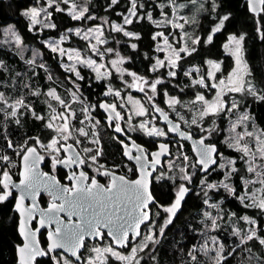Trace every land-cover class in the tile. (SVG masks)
<instances>
[{
	"label": "snow or ice",
	"instance_id": "snow-or-ice-1",
	"mask_svg": "<svg viewBox=\"0 0 264 264\" xmlns=\"http://www.w3.org/2000/svg\"><path fill=\"white\" fill-rule=\"evenodd\" d=\"M195 3V0H192ZM63 3L65 5L69 4V0H47V7L54 8L55 11H66V9L59 7V4ZM119 3V0H110L109 7ZM251 10L253 12L257 11V4L260 6V11H264V0H249ZM130 9L127 15H123L122 24H113L112 30L115 32L122 33L125 37H134L135 39H140L138 33L130 32L126 30L125 25H131L134 20L139 22L140 20L147 19L153 23L159 24L160 22L153 21L151 12H146L144 14H139L138 9H143L145 5L143 3L137 4V0H130ZM161 10L164 7H173L176 8L174 0H168V3L159 5ZM179 7H184V5H179ZM219 7L215 0L212 2V8L215 10ZM68 14L73 20H95L96 16L90 14L89 7L85 5H77L75 2L71 4V8L67 9ZM43 13V19L47 21L44 27L55 28L56 25L51 22L52 13L47 11V8H36L32 7L23 12L25 17H28L29 20L35 24L38 23V18L41 17ZM165 16L163 23L171 25L173 28L180 29L182 32L185 28V24H194L195 20H189L186 17H179L180 20H183L184 23L176 22V19H168L167 14L163 13ZM230 18V14H224L218 18V24L212 29L211 34L207 35L206 43L211 44L213 41V36L215 33L220 32L226 21ZM103 20L102 25H98L95 28L88 29L87 31H82L81 29H68V33H73L76 36H83L85 40L91 41L95 40V43L91 44V50L96 52L98 55L103 56L105 53H111L114 50L112 48H107L104 52H101L99 45L106 44L108 41L103 38V25L108 24L106 18H101ZM90 33H94V36H90ZM15 35V33H13ZM188 34L183 32L181 40L176 41L177 44H180V47H175L173 44H170L168 37H165L162 32L156 33L153 35V40H156L157 37H162L164 44L167 46L169 55L167 57V62L165 60H157L156 64L152 67V71H157L159 67H167L170 69L168 76L175 77L177 72L176 69L179 68V61L184 58V56H190L197 51L195 45L201 43V38L196 37L192 38L190 45L187 41L183 39ZM261 39H264V32H261ZM67 39V35L61 38V41H52L49 42L48 47L53 53H58L60 56H67L69 60H75L79 64H83L86 67L93 68L96 72V79H104L105 74L101 73V69L105 67L104 64L97 65L95 60L90 58H83L79 51H75V55L69 54L64 48L60 46L63 40ZM17 43L20 42L19 36H16ZM244 41L245 34L232 35L229 38V43L225 44L224 47L227 48L231 55L236 59V70L228 78L229 83L232 87L229 89L233 92L247 93L260 101H264V93L257 92L253 85H251L246 77L249 75V70L247 63L244 61ZM138 45L136 43L131 44L132 49H137ZM157 51H163L164 49L157 47ZM183 54V55H182ZM117 56L119 54L117 53ZM34 61H30L33 63ZM125 61L124 57H119L118 60H112L111 64L113 67H116L117 71L127 72L126 69H121L118 67L119 64H123ZM209 64L216 70H219L220 65L214 63L213 61H208ZM66 70L72 72L75 77L79 80H83L84 77L81 76L79 70L75 64L66 66ZM135 81L137 82L135 86H139L140 83L148 84L153 93L156 92L157 85L162 83L160 79H156L154 82L150 83L142 76H137L134 72H129ZM189 74V73H186ZM51 79V77H49ZM195 85L203 86L204 88H209L210 85L206 83L204 78L193 81ZM221 85L224 84V81H219ZM74 87L79 90L78 85L73 82ZM211 87H216L215 84H212ZM141 92L144 91L143 87H140ZM106 95H115L120 96L119 91H113L111 87L108 88ZM47 95L52 97L64 109L63 111L52 115L49 120L46 122V127L52 130L55 133V136L51 138L50 143H43L36 137L33 139L32 145L25 144L22 146V152L17 153L21 159V171L19 173L21 179L19 184H15L12 181L11 176L8 171H0V202L8 200L12 196V188L20 189L19 201L15 205L16 210L20 213L24 219L20 223V231L22 233L26 232V225L35 218L36 214L39 213V224L41 227L55 224L54 230L48 233V238L50 241L48 251L41 249L35 239L36 232L31 229H27L25 234V243L23 246L18 248L20 254V264H33L36 257L49 255V253L55 251L57 248L66 249L71 252L73 255H76L78 250L83 246L84 239L86 236L96 237L99 239L104 238V230L107 229V235L110 236L113 242L120 246L121 248L129 247L133 245L130 249V253L125 255L121 252L116 251L111 245L104 248L103 250L97 248L94 249L95 252L101 253H111L112 256L116 257L118 260L124 262V264H140L141 260L144 259L143 256H140V252H144L145 249H149V244H157L160 237H163L165 229L168 225L172 224L173 219L176 217L177 213L181 209L182 202L185 197L193 191L191 185L193 184V177L195 176V171L189 172V168L195 169L197 165L201 173H209V169L212 165H217L220 169H226V175L224 177L225 181H230L232 175L238 170L235 167V160H227L225 163L217 164L219 155L217 153L216 146L213 144H206L205 141L209 139L212 133L215 131V127H205L203 120L209 116H218L222 112H232L233 110L239 109L240 104L238 101L233 100L230 104L223 101L220 94L217 95V98L209 102L205 100V97L202 94H197L196 101L200 102L202 107L197 115H194L190 120H186L179 112L177 116L180 121L189 126L195 125L201 132L205 133L196 143L197 147V161L193 164H185L183 167L179 168V179L182 183L176 185V198L173 203L168 207H163V211L167 214L164 221L157 228L156 222L152 218L153 215H159L158 213H151L149 209V204L154 202V198L150 191V183L152 179H167L172 181L175 184V177L166 176L163 171L158 173L156 177H152V170H155L158 165H161V158L166 155H171L169 151V145L161 143L158 146V150L155 152H148L145 148L136 145L135 142L132 144V148H135L138 155H132V150L127 144H123L125 148L124 155L128 157L129 160H135L139 165L140 178L136 180H128L125 176H117L112 171L104 168L103 165L97 163V157L100 155L99 150H97L95 155L88 156L87 153L91 152L92 149L84 148L81 151H77V146L80 144V139L77 136L87 137L88 132L84 131V128L76 129L72 125L71 121L75 117V113L71 110V106L67 104L59 95L56 94L55 90H50ZM73 98L77 99L76 92H73ZM149 101L152 100L151 96H148ZM131 100V97H129ZM0 101H3L7 104V100L4 98L3 94L0 93ZM135 104L139 105L137 115L145 116L147 115V110L140 103V101H135ZM170 107L181 104V101L176 97H171L168 100ZM100 108L104 109L109 116V121L113 118L118 120H123V117L120 116V113L116 111V104H109L106 102H101L98 105ZM12 107V112L10 115L16 117L20 108L27 107L24 104L23 100H17ZM55 111V110H53ZM83 112L88 113L91 111V108L85 107L82 109ZM156 112H160L163 115V118L166 122L172 124V127L169 129L171 132H179L180 136L185 139H192V135L183 131H180V124L172 123L169 120L167 113H164L162 109L155 108ZM36 119L43 120L44 117L36 115L33 113ZM89 119H91L89 117ZM249 119L248 115H243L239 118L240 122L246 121ZM60 120L61 124H55L54 121ZM131 120V117H129ZM19 121L17 120V123ZM83 123V122H81ZM98 124L99 121H96ZM95 127V124L93 125ZM139 128L143 129L148 136L156 137H165L167 133L158 129L155 126L149 127L147 122H141ZM116 133H123L127 135L125 129L121 127L119 123L115 125ZM247 136L255 141L256 150L249 146V142L244 141V137ZM31 139V138H30ZM71 140L72 143H68ZM93 143L98 144V140H93ZM235 147V149L244 154V157H248L246 160L248 165L246 171L252 173L254 178L244 179L241 177L245 185L249 184H260V191L264 193V166L256 165L255 160L257 156L264 161V132H261L259 135L253 132H245L244 135H238L235 143L230 145ZM8 147L12 148L13 145L11 141H8ZM39 150H44L48 153V156L52 160L53 170L57 165H63L68 168H73L74 166L79 169L73 170L70 175L67 177L70 181L73 182L72 186L61 185L60 181L57 180L54 176L49 175L46 172H41L39 169V164L45 159V156L40 154ZM60 153H65L66 155L61 157ZM183 160L188 161V156L183 155ZM151 157V160H149ZM179 158V157H177ZM0 161H9L10 158L7 155L0 156ZM89 161L91 163H89ZM88 165H97L95 171L102 176H108L110 178V183L108 186L101 184L95 177L89 178L88 174L83 171V166ZM172 164L168 165V168L171 169ZM213 171L215 169H212ZM200 190L204 193V196H208V192L205 190H215L219 191L220 188H223L230 195L240 200L241 203H244L245 207H256L264 211V196L257 197L255 193L249 194L245 191L244 195H239L234 186L227 182H220L219 184L210 183L207 181L206 176H203L199 181ZM46 191L51 197L52 201L47 209H43L39 206L37 197L41 191ZM28 197L31 199V204L29 206L25 205V198ZM59 201V203H58ZM247 201V203H245ZM204 203H208V199L204 200ZM211 207H218L216 204L210 205ZM61 213L67 214V220L61 218ZM206 216H209L212 219V228H218L215 218H211L209 213H205ZM234 215V214H233ZM72 217H78L79 220L74 221ZM249 224L253 225L249 229L248 233L241 238V244H246L247 241L256 240L260 245L264 246V236L258 235L256 230V221L247 216L243 217ZM147 224L148 231L146 233H141V225ZM234 235L239 236L240 232H234ZM139 237V241H137ZM213 244H217V237H211ZM202 251L207 254L208 249L202 247ZM224 251V245L219 244L217 249L216 257L214 258L215 264H222V261L226 258L222 255ZM250 251V249H249ZM195 260V256L192 257ZM57 264H61V261H57ZM63 264H67V261H64ZM88 264H93V261H89Z\"/></svg>",
	"mask_w": 264,
	"mask_h": 264
},
{
	"label": "trees",
	"instance_id": "trees-1",
	"mask_svg": "<svg viewBox=\"0 0 264 264\" xmlns=\"http://www.w3.org/2000/svg\"><path fill=\"white\" fill-rule=\"evenodd\" d=\"M40 2L44 3L45 0H0V35L2 28L8 25H14L26 44H31L42 52L44 65L47 68L46 70L44 67L38 66L39 81H35V87L36 85H40L42 91L40 90L41 95L39 96L41 100L36 99L34 112L36 115H42L44 119L38 120L34 116L24 119L22 123H16L12 120L10 126L6 127L3 115L0 112V156L6 152L13 153L12 148L8 147V141H11L14 147L27 138L39 136L44 138V140L46 139V122L49 107L43 98L44 96L46 98L45 93L48 89L55 88L63 94L65 92V96H67V89L72 87L77 90L73 85L75 81L72 75L64 72L56 56L41 42V40L49 37H59L69 28H86L103 24L101 18H106L108 24L104 25V27L106 28L108 42L103 48L104 50L112 48L114 51L105 54L109 57L114 54L117 55L118 53L119 56L125 58L126 62L123 63V66L127 70L148 78L151 82L155 79L163 78L164 81L158 84V95L155 97V100L162 104V106L165 104V92L182 99L190 98L195 93L194 88L189 83L190 81L182 72H179L176 78H167V73L164 71L152 73L150 70L156 54V40H153L152 37L161 29L166 34L171 33L170 26L162 27L147 19L140 20L139 22L134 20L131 25H125L126 30L138 33L140 39L125 37L122 33L112 30L113 24L123 23V15H127L131 7L130 0H119L118 4L111 7H109L110 0L86 1L90 14L96 16L95 20H73L66 11L60 12L55 11L54 8H50V12L52 13L51 22L56 27L45 28L41 32H37L39 28L36 26L34 28L36 32H34L29 28L28 21L23 15V12ZM141 3L145 7L138 9L139 14L142 15L150 11L153 21L161 19L162 11L163 13L171 14V7H164L162 10L159 7L161 4L168 3V0H137L138 5ZM216 4L219 7L213 10L212 6H210V1L206 2L207 10L202 15L201 22L197 25L196 29L194 28L197 37L201 38V43L196 46L197 51L195 53L181 62L182 68L189 64L199 65L203 68L206 65L207 58L220 60L225 66H229L232 58L225 52L223 46L231 35L239 36L240 34H245L244 50L250 76L258 91L264 93V39H261L260 35L261 32H264V11H261L259 14L252 12L245 0H216ZM61 5L62 7L65 6L63 3ZM224 14H230L229 20L225 22L220 32L215 33L212 43H206V37L211 33L215 21H219L218 18ZM132 43L138 45L137 49L131 48ZM67 45L78 47L83 51L88 50V43L75 35L71 36V40ZM0 58L4 60L5 66L9 70L17 68L21 70L19 59L10 50L0 48ZM81 73L84 79L75 82L79 87L78 91L81 92L86 100L96 105L95 115L104 124L105 130L103 131L101 139L103 144L100 161L101 163L107 164L121 163L123 161L121 144L113 135L111 128L109 129L107 127V116L98 106L103 101L111 103L109 101L110 98L105 95L108 89V82L105 79L97 80L88 68L82 67ZM17 74L15 76L20 79L19 77L22 76H20L21 73ZM2 76L3 73L0 72V79H2ZM33 78L34 80L36 79L35 77ZM28 79L31 80V76ZM109 83L113 88L120 90L123 94L127 92L121 88L120 85L123 82L116 74L112 75ZM61 85H64L65 88L63 89ZM22 87L23 85L20 86V89ZM244 100V108L248 109L251 118L264 132V101H260L249 94L244 96ZM170 116L175 118L174 115L170 114ZM192 131L198 136L205 135L196 129ZM224 134L225 131L222 129L214 136L209 137L207 142L217 146L220 154L219 158L223 155L236 160L238 171L232 175L230 182L236 188L237 193L243 195L244 184L241 177H243L242 171L244 167L241 154L228 146L224 140ZM135 135L136 138L146 143L150 149L155 147L156 144H152L151 140L147 137L139 134ZM183 145V155H187L191 160L195 161L189 144L183 143ZM0 165H2L1 161ZM214 169L207 176L201 175L197 167V173L194 176V186H192L193 191L185 197L181 209L173 219L172 224L168 225L165 229V233L163 237H160L159 242L149 247L151 251H148L149 253L143 256L144 259L141 260L140 264H214L215 261H211L209 257L202 253L199 246L205 234V229L209 227V224L206 222L207 217L204 216V212L207 209L204 200L208 197L212 203L217 204L220 208L218 213L213 212L212 214L216 216L220 215V220L218 221L219 227L215 230V234L225 248L223 255L226 258L222 261V264H264V246L260 245L256 240L241 244L240 238L245 235L237 236L231 234L232 224L238 223L242 226L244 223L243 217L247 216L256 221L257 234L264 236V211L256 207H245L244 203H241L240 200L230 195L223 188H220L219 191L206 190L208 196L205 197L204 193L198 190V181L203 176H206L207 181L219 184L225 176L224 170ZM0 171H3V168ZM176 185L167 179H155L153 181L152 192L156 199V208L153 214H159L158 216L153 215V219L156 222L157 228L166 217V213L162 208L170 206L175 200ZM0 190H2V186H0ZM13 204V199L0 202V264H18L16 245L21 241L17 232V219L13 210ZM212 210L215 211L214 208ZM147 231L148 227L146 225L143 233ZM193 255L196 258L195 260L192 259ZM38 264H53V262L49 258H43Z\"/></svg>",
	"mask_w": 264,
	"mask_h": 264
},
{
	"label": "rangeland",
	"instance_id": "rangeland-1",
	"mask_svg": "<svg viewBox=\"0 0 264 264\" xmlns=\"http://www.w3.org/2000/svg\"><path fill=\"white\" fill-rule=\"evenodd\" d=\"M86 1H88V0H69L68 5H65L64 7H62V5L60 3L59 7L66 9V12L68 13L67 9L71 8V4L73 2H75L77 5H85ZM207 1H210V4H211L210 6H212L213 0H195V3H193L192 0H184V1L174 0L175 5H177V7L176 8L171 7V14L170 15L168 13H166L168 19H176V22H178V23H184V21L180 20L179 17H186L189 20H195L194 24H192V23L185 24V28L183 30V32H186L188 34L186 37H183V39L185 41H187L189 43V45H190L191 39L197 37V33L194 30V28L196 29L197 25L201 22L202 15H204L205 11L207 10V8H206V2ZM215 3H216V0H215ZM179 5H184V7H179ZM32 7L47 8V11L50 12V8L47 7V0H45L44 3L40 2L39 4L31 6L30 8H32ZM185 10H186V12H185ZM43 15L44 14L41 13V17L38 18L39 22L35 23V24H33L29 20V18L26 17L28 24H29V28L31 30H33L34 32H36V30L34 29L36 26H38V28H39L37 32H41L45 28H49V27H44V25H45V23H47V21L45 19H43ZM164 19H165V16L162 15L161 19L157 21V22H160L158 25H160L162 27L170 26L171 33L166 34L163 29L158 30L156 33L162 32L165 37H168V41L170 44H173L175 47H180L181 45L180 44L177 45L176 41L181 40V37L183 36V32L180 29L173 28L171 25L163 23ZM218 22L219 21H215V23H214L215 25L213 26V28L218 24ZM99 25H102V24H99ZM96 26H98V25H94V26H90V27H86V28L80 27V28H69V29H73V30L81 29L82 31H87L88 29L95 28ZM103 29H104L103 30V38H105L107 40L106 28L104 27V25H103ZM67 30L64 33H62L59 37H49V38L41 40V42L45 45V47L48 50L51 51V49L48 47L49 42H52V41L59 42V41H61L62 37L67 35V39L63 40V42L60 44V46L62 48H64L69 54L74 56L75 51H79L83 58H90L92 60H95L97 65H99V64L105 65V67L101 69V73L105 74L104 79L108 82L107 86H108V88L111 87L114 92L119 91L120 96H115L114 94L113 95H106L105 94V95L110 98V100H109L111 102L110 104H113V103L116 104V109L119 111L120 116H122L123 119L125 120V123H124L125 128L127 130H129L131 133L139 134L141 136L143 135V136L147 137L148 139L166 140L167 138H169L171 136V134H169V132H167L166 128L159 121V118L156 116L153 104H157L158 106H160L163 110H165L169 114L174 115L175 119L178 121H180V119L177 116V112H179L186 120H190L194 115L198 114V112L200 111V109L202 107L201 103L196 101L197 94H202L205 97V100H207L209 102L214 101L217 98L218 94H220L222 96L223 101L228 103V104H230L233 100L239 102V104H240L239 109L233 110L232 112H222L218 116H209L203 120V124L205 127H215V131L212 133L211 136H214L216 133L220 132L222 129L225 131L224 140L226 141V143L228 144L229 147L235 149V147L230 146V145L235 143L236 139L238 138V135H244L245 132H253V133H256L257 135H259L261 132H263L260 129V127H258L257 124L254 122V120L251 118L248 109L244 108V106H245L244 96L247 93L246 92L245 93H239V92H233V91L229 90L232 87V85L229 83L228 78L236 70L237 65H236L235 57L233 55H231L229 50L227 48H225L224 46H223V48H224L225 52L227 54H229L232 58V61L230 62L231 64L229 66H225L223 64V62L220 60L207 58L206 62H205L206 65L203 68L200 67L199 65H190V64L185 65V67L182 68L181 62L186 60L188 57V56H184V58L179 61V68L176 69V72H177L176 76L170 77V76H168V72L170 71V69L167 67H159L157 71L151 70L152 67L156 64V61L158 59L159 60H165V62H167V57L169 55V51L167 49V46L164 44L163 38L157 37L155 48L157 49V47H159V48H162L164 50L163 51H157L156 50V54L154 57V63L152 64V66L150 68L151 72L157 73V72L164 71L167 73V78H176L178 76L179 72H182V74L186 78H188V80L190 81L189 83H190L191 87L194 88V91H195V93H193V95L190 98H183V99L176 96V95H171L168 92H165V96H164L165 97V104H164L165 107H164V106H162V104H160L158 101L155 100V97L158 95L157 94L158 85H157V89H156L155 93H153L151 91L148 84L140 83L139 86L137 87V86H135L137 82L135 81V79L131 75L128 74L130 71L127 70L123 66V64H119L118 67H120L121 69H126L127 72L117 71L116 67L112 66L111 61L112 60H118L119 57H122V56H117L115 54L111 55L109 57L106 54H104L103 56L98 55L96 52H93L91 50V44L95 43V40L94 39H92L91 41L85 40L83 38V36H78V37L82 38L83 40H85L88 43V50L87 51H83L78 47L69 46V45H67V43L71 40V36L75 35V34H74V32L68 33ZM13 33H15V35H13ZM89 35L94 36L95 34L90 33ZM16 36H19V38H20L19 43H17V41H16ZM0 37H1L0 48L10 50L13 54H15L17 56V58L19 59V61L21 63V70L19 68L14 69V70H9V68L5 66L4 60H2L0 58V72L3 73L2 79H0V93H2L4 98L7 100V104H5L3 101H0V112L3 115V120H4L5 126L9 127L12 120L16 123H17V120L19 121L18 123H22V121L24 119L34 117L33 113H35L34 110H35V105H36L35 103L37 101L36 99H40L39 98V96L41 95L40 90L42 91V89L40 88L41 87L40 85H36V87H38V88L35 87V83L37 81H39V77H38L39 67L38 66L44 67V69H46V70H47V68L44 65L42 52L40 50H38L35 46H33L31 44H26L23 41V38L20 35L19 31L16 29V27L14 25H8V26H5L4 28H2ZM228 43H229V39L225 44H228ZM106 44L98 46L101 52H104L103 47L106 46ZM196 46L197 45H195V47ZM53 54L56 56L58 63L61 66V68L64 70V72L71 74L72 78L74 79L75 82H77L79 79L77 77H75V75L72 72L66 70V66H68V65L75 64L77 69L79 70L81 76H82L81 68L82 67L88 68L89 70L92 71V73L94 74V76L96 78V72L93 70V68H89V67L84 66L83 64H79L74 59L69 60L67 58V56H60L58 53H53ZM30 61H34V62L30 63ZM208 61H213L214 63H218L220 65L219 70L214 69L212 67V65L208 63ZM244 61L247 63L246 57H245V50H244ZM247 66H248V64H247ZM225 68H227V69H225ZM248 70H249V66H248ZM17 73L18 74L21 73L20 76L21 75L22 76L19 77L20 79H18V77L15 76ZM186 73H189V74H186ZM113 74H116L117 77H119L122 80L123 84L120 86H121V88H123L124 90L127 91L124 94L120 90L113 88V86L109 83ZM29 76H31V80L28 79ZM137 76H139V75H137ZM33 77H35L36 79L34 80ZM200 78H204L206 83H208L210 85V87L204 88L203 86L195 85L193 83V81L198 80ZM145 79L149 82V84L152 83L151 81H149L148 78H145ZM158 79H160L162 82L164 81L163 78H158ZM100 80H103V79H100ZM221 80L224 81L223 85H221L219 83V81H221ZM246 80L251 85L254 86V88L257 92H259L256 85L254 84V81L252 80V78L250 76V70H249V75L246 77ZM212 84H215L216 87H211ZM21 85H23V87L20 89ZM61 87L63 89L65 88L64 85H61ZM140 87L144 88L143 92H141L139 90ZM50 90H55L56 94L59 95L61 97V99H63L67 104H69L71 106V110L75 113V117L71 121L74 128H76V129L84 128V131L89 133V135L87 137L79 136V134L77 133V136L80 139V144L78 145V147H80L82 150L84 148L92 149L91 152L87 153L88 156L95 155L97 150H99L100 155L97 157V163L98 164L101 163L100 157L102 155V144H103L101 139H102L103 131L105 129L103 126L104 124L95 115L96 105L94 103L90 102L89 100H86L82 96L80 91H77L72 87L70 89H67V94H66L67 96H65V92L63 94V93H60L55 88H50L45 93L46 98H45V96L43 98L44 101H46V103H48V107H49V109H48L49 112L47 115L48 116L47 121L49 120V118L52 115L57 114V113L64 110L58 101H56L55 99H53L52 97H49L47 95V93ZM107 91H108V89H107ZM73 92H76V95L78 97L77 99L73 98V95H72ZM148 96L152 97L151 101H149L147 99ZM129 97H131V100H129ZM171 97H176L181 101V104L174 106L175 110H173V107H170L168 104V100ZM17 100H23L24 104L27 105V107L20 108L18 113H17V116L12 117L10 115V113L12 112L13 109H12V107H9V106L14 105ZM135 101H140V103L147 110V113H148L147 115L140 116V115L136 114L138 111L139 105L135 104ZM42 103H45V102H42ZM85 107L91 108V111L88 113L83 112L82 109ZM53 110H55V111H53ZM245 114L249 116V119L246 121L240 122L239 118ZM40 116H42V115H40ZM79 116H80V118H79ZM89 117L91 119H89ZM129 117H131V120H129ZM96 121H99V123L97 124ZM81 122H83V123H81ZM141 122H147L149 127L155 126L158 129L164 130L167 133V136H165V137L148 136L147 133L143 129L139 128V124ZM54 123L55 124H61L62 121L56 120V121H54ZM181 123L186 130L192 131L193 129H196L199 132H201L195 125L189 126L188 124H184L183 122H181ZM94 124H95V127H93ZM109 124H110V122L106 119V125L110 129ZM201 133H203V132H201ZM203 134H205V133H203ZM45 135H46L45 140L42 137H39V136H36V137H39L41 142L47 144V143H50V140L52 137L55 136V133L52 130L47 128ZM36 137H31V139L27 138L23 142L19 143V145L12 147L11 150L13 153L6 152L4 154H1V156L7 155L10 158V162L9 161H1L2 165H0V169L3 168V171H8V172L14 171L16 169V166H17L18 161H19L18 158L20 157L19 155H17V153L22 152V146H24L25 144L32 145L33 139ZM174 138L176 139V137H174ZM94 139L98 140L99 143L98 144L93 143L92 141ZM245 141L249 142V146L253 149V151L256 150V143L254 140L245 136L244 141H241V143H243ZM68 142L72 143L71 140H69ZM182 145H183V143L182 144L180 142L176 143V146H175V149L173 151L172 156L166 159V162L164 164V168L162 170L166 176L175 177V184H177V185L182 183V181H180V179H179V175H180L179 168L183 167L185 164L195 163L194 160L190 159V157H188V161L183 160V156L181 154H183L184 145L183 146ZM39 151H41L50 160V162H52V160L48 156L47 152H45L44 150H39ZM239 153L241 154V160L243 162V167H244V170L242 171L243 178L244 179L254 178L252 173H249L246 171V169L248 167L246 160L249 158L244 157L243 153H241V152H239ZM177 157H179V158H177ZM227 160H234V159H230V158H227V157L221 155L219 162L225 163ZM89 163H91V162L89 161ZM255 163H256V165L264 166V161H262L259 158V156H257ZM169 164L173 165V167L171 169L168 168ZM94 166H95V168L97 167V165H94ZM235 167H236V169L238 168L236 163H235ZM215 168L220 169L217 166ZM221 170H224L225 175H226V169H221ZM188 171L189 172L195 171V174H196L197 173V167L195 169L189 168ZM194 178L195 177H193V184L191 185V187L194 186ZM157 180H160V179H157ZM199 181L197 184L198 187H199ZM222 181L231 184L230 181H225L224 178L222 179ZM210 183H216V182H210ZM199 188H198V190H200ZM260 189H261V185L258 183L257 184H249V185L244 184L243 195L245 194V191H247L249 194L255 193L256 196L259 198L261 196H264V193H262L260 191ZM205 190H207V189H205ZM207 199H208V203L205 204L207 206V209L204 212V216L207 217L206 222L209 224V227H207L205 229L206 230V231H204L205 234L203 235L202 242L199 244V246H200V249H202V247H206L208 249L207 254H205L204 251H202V253H204L207 257H209L211 259V261H215L214 258L216 257L217 249L219 248V244L222 242L218 238V236L215 234V230L217 228L216 229L212 228V219H210L209 216H206L205 213H209L211 218H215L216 223L219 227L218 221L220 220V218H219L220 215L216 216L215 214L213 215L212 213L213 212L218 213L220 211V208H219V206L218 207H211L210 205H212L214 203H212L209 200V197ZM213 208L215 209V211L212 210ZM162 210H163V208H162ZM252 227H253V225L249 224L246 220H244V223L242 226H241V224L234 223V224H232L231 234L234 235V232L239 231L240 232L239 236L245 235L246 233H248L249 229ZM255 227L257 230V223H256ZM242 229H244V230H242ZM211 237H217L218 243L214 245ZM241 238H243V237H241ZM241 238H240V241H241ZM139 239H137V241H139ZM151 245L154 246L153 244H149V247ZM132 246L133 245H131V247ZM106 247H108V246H105V245L104 246H89L88 249L86 250L87 252L85 254V261L82 263L72 261L69 258H67L66 256H59L56 261H61V264H63L64 261H67V264H88V262L90 260L93 261V264H115V263L116 264H124L123 261L118 260L116 257L112 256L111 253H105L103 251H101V253H97L94 251V249L99 248V249L103 250ZM131 247H130V249H131ZM130 249L126 252H122V251H118V250H116V251L121 252L125 255H128L130 253ZM224 250H225V248H224ZM148 251H149L148 249H145V251L140 252L139 255L140 256H144V255L146 256V254L149 253ZM223 254H224V251H223L222 255ZM214 264H215V262H214Z\"/></svg>",
	"mask_w": 264,
	"mask_h": 264
},
{
	"label": "flooded vegetation",
	"instance_id": "flooded-vegetation-1",
	"mask_svg": "<svg viewBox=\"0 0 264 264\" xmlns=\"http://www.w3.org/2000/svg\"><path fill=\"white\" fill-rule=\"evenodd\" d=\"M110 104V103H109ZM155 105L157 107H159L160 109H162L160 106H158L157 104H153V107H154V110H155ZM163 110V109H162ZM117 112H119L117 109H116ZM164 112H166L165 110H163ZM156 113V116L159 118L157 112L155 111ZM168 113V112H166ZM169 114V113H168ZM170 115V114H169ZM172 117V116H171ZM175 119V118H174ZM107 120L109 121V118L107 117ZM159 121H160V118H159ZM110 122V128L112 130V133L113 135L116 137V139L120 142L121 144V148H122V158H123V161L121 163H118V164H115V163H112V164H107V163H99V165H103L104 168L112 171L113 173L117 174V175H122V176H125L128 180H133L137 177V169H136V166L135 164L128 159L127 156L124 155V152H125V148L123 146V144L121 143V141L124 142V144H127L129 146V148L132 150V155H136L135 153V148H132L131 146V141L130 139H133L138 145H141L143 146L148 152H154L157 148H158V144L160 142H165V143H169L171 146H172V152H171V156L173 154V151L175 149V146H176V143L177 142H180L181 144L182 143H186L184 141H180L178 140L177 138L175 139L173 137V135L171 134V136L169 138H167L166 140H154V139H149L151 140V143L152 144H156L154 148L150 149L149 146L146 144V143H143L142 140H139L138 138H136V135L134 133H131L129 130H127L124 126V123H125V120H119V124L121 125L122 128L125 129V132L127 133V135H118L116 134L115 132V125L116 123L111 120L109 121ZM161 122V121H160ZM162 124V123H161ZM113 126V127H112ZM164 126V125H163ZM183 126V125H182ZM184 128V127H183ZM167 129V128H166ZM168 131V130H167ZM190 131V130H188ZM194 136L196 137H201V136H198L196 135L193 131H191ZM170 134V133H169ZM207 142V140H206ZM68 143H71V142H68ZM148 143V142H147ZM209 143V142H207ZM188 144V143H187ZM212 144V143H210ZM183 146V145H182ZM78 147V146H77ZM79 151H81L82 155H83V152H82V149L80 147H78ZM41 152V151H40ZM192 152V151H191ZM42 153V152H41ZM43 154V153H42ZM193 154V153H192ZM219 154V152H218ZM66 154L65 153H61L60 156L63 157L65 156ZM43 156H45L43 154ZM170 156V157H171ZM194 157V155H193ZM195 158V157H194ZM149 160H151V157H149ZM220 160V158H218V161ZM166 160L163 162V168H164V164H165ZM196 162V159L195 161ZM219 164V162H218ZM21 159L19 157V161H18V164L16 166V169L12 172H9L11 173V175L14 177V180L16 182L20 181V171H21ZM198 167V170H199V166ZM95 166L92 165L91 167H89L87 164L85 166H83V171H85L89 178L91 179L92 177H95L101 184L105 185V186H108L109 183H110V178L108 176H102V175H99L96 171H95ZM160 169L157 171L156 175L163 170ZM214 169V168H213ZM73 170H79L77 169L75 166L73 168H68V167H65L63 165H57L55 167V169L53 170V166H52V162H50V160L45 156V163L43 165V172H46L48 174H53L55 175L61 185H68V186H72L73 185V182L70 181L67 177L70 175V173L73 171ZM200 172V170H199ZM213 172V170H211L207 175H210L211 173ZM136 173V175H135ZM156 175L154 177H156ZM155 180V179H154ZM153 180V181H154ZM12 191V196H10L8 199H13L14 200V204H13V210H14V205H15V201H16V198L18 197V193L15 191L14 188L11 189ZM176 198V197H175ZM38 201L40 203V206L41 208L43 209H47L52 201V197L48 194V193H41L38 197ZM59 203V201H58ZM27 205H30V201L27 202ZM156 208V204H154L152 207H151V212L153 213V211L155 210ZM14 213H15V217L17 219V232H18V226H19V221H20V216L19 214L14 210ZM63 217L65 219H67V216L66 215H63ZM153 218V217H152ZM38 219H39V215L36 214L35 218L32 219L31 221V227L33 230H35L38 226ZM145 227V226H144ZM52 229H54L55 227L51 226ZM144 230V228H143ZM104 238L101 240V239H97L95 241H89V240H86L85 242V250L82 254L83 258H84V261H85V254H86V250L88 249L89 246H109L111 245L115 250H118V251H122V252H126L130 249L131 247V244L129 245V247H126V248H117L114 246V243H113V240L107 235V232L104 230ZM19 234V232H18ZM47 234H48V229H42L40 235H39V241L41 243V246L43 248L44 251H48V245H49V241H48V237H47ZM142 234H143V231H142ZM20 236V235H19ZM20 243L16 245V250L17 248L23 244V241L21 239V236H20ZM17 254V252H16ZM59 256H66L67 258H69L70 260L74 261L73 259H71L70 257H68L67 255H65L64 253L62 252H54V253H49V255H45V256H42V257H38L36 259V264L39 263V261L43 258L45 259H51L53 264H57V258ZM83 261V262H84ZM17 263L20 264L18 258H17Z\"/></svg>",
	"mask_w": 264,
	"mask_h": 264
},
{
	"label": "water",
	"instance_id": "water-1",
	"mask_svg": "<svg viewBox=\"0 0 264 264\" xmlns=\"http://www.w3.org/2000/svg\"><path fill=\"white\" fill-rule=\"evenodd\" d=\"M2 1H3V0H2ZM245 1L247 2L249 9L251 10V6H250V4H249V0H245ZM259 9H260V6L257 4V11L254 12V13L259 14V13L261 12ZM251 11H252V10H251ZM252 12H253V11H252ZM103 102H106V101H103ZM106 103H108V102H106ZM155 108H159V107H157V106L155 105ZM100 109H101V111H102V112H103V113L109 118L108 113H107L104 109H102V108H100ZM163 112H164V111H163ZM164 113H166V112H164ZM157 114H158V116H159V118H160L161 123L167 128V130H168V132H169L170 134H172V135H173L174 137H176L178 140H180V141H184V142H186V143L189 144V146H190V148H191V151H192V153H193V155H194V157H195V159H196V161H197L198 157H197V147H196V143H197V141L200 139V137H196V136H194V134H193L191 131H188V130H186L185 128H183L182 123H181L180 121L174 119L173 117H171V116L167 113L168 116H169V120H171L172 123H178V124H180V131H183V132H186V133L191 134V135H192V139H185V138L181 137L180 134H179V132H171V131H169V129L172 127V124L166 122V121L164 120V118H163V115H162L160 112H157ZM112 120H113L116 124L119 123V120H118V119L113 118ZM116 134H118V135H122L123 133H116ZM130 141H131V146H132L133 142H135V141H134L133 139H130ZM161 143L168 144V145H169V151H170V153L172 152V146H171L169 143L160 142L159 144H161ZM205 143H206V144H210V143H207L206 141H205ZM135 144L138 145L136 142H135ZM159 144H158V146H159ZM213 145H215V144H213ZM139 146L142 147V148H144V147L141 146V145H139ZM215 146H216V145H215ZM216 149H217V153H218V148H217V146H216ZM157 150H158V148H157L155 151H157ZM77 151H79L78 147H77ZM155 151H154V152H155ZM135 153H136V155L139 154V153H137L136 151H135ZM40 154L43 155L41 152H40ZM170 156H171V155H166V156H163V157L161 158V165H158V166L156 167L155 170H152V177H154V176L156 175V173H157L158 170H160V169L163 168V162H164L167 158H169ZM131 161L135 164L136 169H137V177H136L135 179H133V180L139 179V178H140V175H141L140 170H139V165L137 164V162H136L135 160H131ZM218 162H219V161L217 160V164H218ZM44 163H45V159H44L42 162H40V164H39V169H40L41 172H43V165H44ZM197 166H198V165H197ZM216 166H217V165H212V167L209 169V172H210L213 168H215ZM200 174H201V175H206L205 173H201V171H200ZM207 174H208V173H207ZM9 175L11 176L13 183H15V184H19V181L16 182V181L14 180V177L11 175V173H9ZM49 175H52V176H54L57 180H59L55 175H53V174H49ZM116 175H117V174H116ZM117 176H119V175H117ZM20 179H21V177H20ZM126 179H127V178H126ZM153 180H154V179H152V180H151V183H150V191H151V194H152V196H153V198H154V202L149 204V209H150V210H151V207H152L154 204H156V199H155V197H154V195H153V192H152ZM14 189H15V191L18 193V197L16 198V201H15V205H16L17 202L19 201V197H20V194H21V193H20V189H19V188H14ZM41 193H47V192L42 190V191L40 192V194H41ZM40 194H39V195H40ZM38 197H39V196H38ZM38 197H37V201H38ZM28 201H30V204H31V199L28 198V197H26V198H25V205H26V206H29V205H27V202H28ZM38 203H39V201H38ZM182 203H183V202H182ZM15 205H14V210H15V211L19 214V216H20V221H19V226H18V232H19V235L21 236V239H22V241H23V244L19 246V247H21V246H23L25 243H27V241L25 240V234H26V232H27V229H31V230H33V229H32V227H31V222H30V223H28V224L26 225V232H25V233H22V232L20 231V223H21V220L24 219V217H22V216L20 215V213L16 210ZM39 206H40V203H39ZM40 207H41V206H40ZM151 213H152V212H151ZM37 214L39 215V213H37ZM60 215H61V218H62V219H65V218L63 217V215H66V216H67L66 213H61ZM72 219H73L74 221H77V222H78V220H79L78 217H72ZM65 220H67V219H65ZM31 221H32V220H31ZM150 222H151V221L147 222V223L144 224V225H141V229H140V230H141V233H142V231H143L144 226H146V225H147L148 223H150ZM51 226L55 227V224H53V225H51ZM36 229H39V231L36 232V236H35L36 242H37L38 246H39L41 249H43L42 246H41V243H40V241H39V235H40L42 229H48V233H49L50 231L54 230V229H52V228L49 227L48 225H45L44 227H41L40 224H39V219H38V226H37ZM36 229H35V230H36ZM35 230H33V231H35ZM105 231L107 232L108 230L105 229ZM47 237H48V234H47ZM109 237H110V236H109ZM110 238H111V237H110ZM97 239H99V238L86 236L85 239H84L83 246L78 250V252H77L76 255H73L71 252L67 251L66 249H61V248H57L55 251H53V252H51V253H54V252H62V253H64L65 255H67L68 257H70L71 259H73L75 262L82 263V262L84 261V258H83V256H82V254H83V252H84V250H85V242H86V240H89V241H95V240H97ZM111 239H112V238H111ZM137 239H139V237H137ZM48 241H49V238H48ZM113 243H114V242H113ZM49 244H50V241H49ZM114 246L117 247V248H121L120 246L116 245L115 243H114ZM19 247H18V248H19ZM48 247H49V245H48ZM18 248H17L16 252H17V258H18V260H19V262H20V254H19ZM38 257H42V256H38ZM38 257H36V259H37ZM36 259H35V261L33 262V264H36Z\"/></svg>",
	"mask_w": 264,
	"mask_h": 264
}]
</instances>
